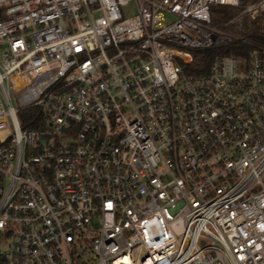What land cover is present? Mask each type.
Returning <instances> with one entry per match:
<instances>
[{
    "label": "built area",
    "instance_id": "obj_1",
    "mask_svg": "<svg viewBox=\"0 0 264 264\" xmlns=\"http://www.w3.org/2000/svg\"><path fill=\"white\" fill-rule=\"evenodd\" d=\"M246 22L264 0H0V264H264Z\"/></svg>",
    "mask_w": 264,
    "mask_h": 264
},
{
    "label": "trees",
    "instance_id": "obj_2",
    "mask_svg": "<svg viewBox=\"0 0 264 264\" xmlns=\"http://www.w3.org/2000/svg\"><path fill=\"white\" fill-rule=\"evenodd\" d=\"M236 14V10L231 7H219L215 11L213 17V23L219 27L234 29V26L227 27L226 22ZM238 33L241 36L246 37L249 40L264 43V35L260 33L258 27L253 23L246 22L243 29L239 30ZM248 46L241 43L239 40H234L228 44L216 45L207 49L193 50L195 57V70L199 72H207L213 59L218 55H246ZM25 125V124H24Z\"/></svg>",
    "mask_w": 264,
    "mask_h": 264
}]
</instances>
